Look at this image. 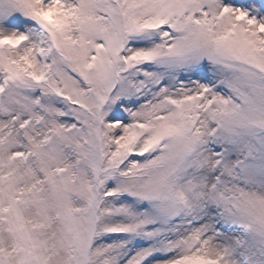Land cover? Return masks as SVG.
I'll return each instance as SVG.
<instances>
[{"label": "snow or ice", "instance_id": "obj_1", "mask_svg": "<svg viewBox=\"0 0 264 264\" xmlns=\"http://www.w3.org/2000/svg\"><path fill=\"white\" fill-rule=\"evenodd\" d=\"M0 264H264V0H0Z\"/></svg>", "mask_w": 264, "mask_h": 264}]
</instances>
